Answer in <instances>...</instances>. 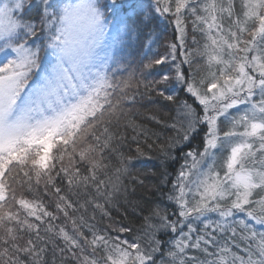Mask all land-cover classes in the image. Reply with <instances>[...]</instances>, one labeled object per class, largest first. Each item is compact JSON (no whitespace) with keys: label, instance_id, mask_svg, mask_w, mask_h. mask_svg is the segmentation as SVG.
Instances as JSON below:
<instances>
[{"label":"snow or ice","instance_id":"1","mask_svg":"<svg viewBox=\"0 0 264 264\" xmlns=\"http://www.w3.org/2000/svg\"><path fill=\"white\" fill-rule=\"evenodd\" d=\"M0 264H264V0H0Z\"/></svg>","mask_w":264,"mask_h":264},{"label":"trees","instance_id":"2","mask_svg":"<svg viewBox=\"0 0 264 264\" xmlns=\"http://www.w3.org/2000/svg\"><path fill=\"white\" fill-rule=\"evenodd\" d=\"M168 35H170V32H169V33H165L164 35L161 36V41H160L161 44L163 43L165 36H168ZM153 47L155 48L156 46L154 45ZM160 51H163V49L161 48ZM135 55H136V54L133 53V56H135ZM150 107H151V106H150ZM196 143H197V141H193V146H194ZM173 167H175V166H173ZM171 170H173V169H170V171H171ZM46 203H50V204H51V202L48 201V200H46ZM50 210H54V204H51V208H50ZM113 218H114V219H122V217L120 216V214L117 213V212H115V211L113 212ZM124 222H125V223H139V220L136 219L135 217L129 215L128 220H127V221H124ZM109 223H110V222H109L107 219H105V220L102 222L101 226H102V227L107 226Z\"/></svg>","mask_w":264,"mask_h":264}]
</instances>
